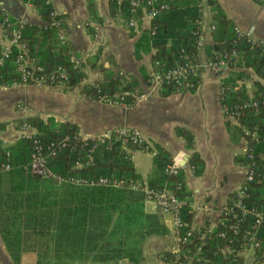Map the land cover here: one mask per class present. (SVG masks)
Segmentation results:
<instances>
[{"label":"trees","instance_id":"16d2710c","mask_svg":"<svg viewBox=\"0 0 264 264\" xmlns=\"http://www.w3.org/2000/svg\"><path fill=\"white\" fill-rule=\"evenodd\" d=\"M21 1L30 4L37 16L45 22L44 27L23 26L22 40L29 49V59L40 65L44 73L61 67L67 75L64 86L76 85L81 81L82 73L70 62L69 47L61 46L57 41L56 31L51 25L52 10L49 3L46 0ZM158 1L166 4L167 9L150 21L148 31L141 33L134 43L133 56L138 59L141 54L152 51L151 65L158 61L169 68L179 61L181 50L189 53L195 49L192 33L196 29L195 21L200 16L201 0ZM109 3L113 15L116 11L113 4ZM207 4L211 7L210 19L214 30L210 32L212 44L203 45L205 58L230 50L239 53L235 69L229 71L222 80V85H230L231 88L221 105L228 111H234L244 101L253 100L259 104L256 112L253 108L243 109L237 118L239 133L252 147L254 157L253 180L246 184L245 197L241 199L247 213L241 215L233 209L241 219L235 235L228 228L232 222L227 221L224 227L217 225L207 234L203 229L192 232L188 243L178 247V256L162 252L157 258L163 261L176 258L178 262H186L189 258V264H246L240 255L242 232L248 230L253 223L251 210L264 212V105H261L264 101V50L256 46L250 47L243 37H236L234 26L223 12L211 0H207ZM120 13L124 20L128 19L126 3L120 7ZM140 14L142 13L138 12L137 16ZM2 19L0 11V24ZM38 37L40 42L36 46ZM12 58L0 68V87L21 85L19 76L13 71ZM242 69L250 70L257 78L253 82L251 97L246 95L241 84L248 78ZM140 75L141 81L147 83V76L143 72ZM138 84L139 81L133 77L108 75L103 82L84 86L82 94L95 100L99 96L111 99L115 94L126 93L125 102L132 103L133 98L141 93ZM233 87L237 88L233 90ZM169 94L170 87L163 86L159 91L161 97ZM23 123L35 131L33 137H20L7 147L0 144V165L7 164L9 167L7 171H0V241L11 263L19 264L21 254L31 252L35 255V264H116L124 260L127 264H140L141 243L146 237L163 231L157 217L143 211V195L124 188H87L69 184L56 186L51 180L29 174L27 165L32 139L47 145L51 141L72 137L77 134L78 128L68 122H57L52 118L41 120L37 117L16 122L17 128ZM5 127V124H0V130ZM242 129L255 132L258 136L256 142L243 134ZM173 134L191 152L187 164L192 175L199 176L203 163L194 151L192 134L179 127L174 129ZM152 155L151 176L145 185L150 189H168L178 200L183 201L179 212V217L185 224L180 230L183 233L190 229L193 215L189 208L190 194L183 183L176 189V184L183 182V175L163 173L171 158L161 147L154 146ZM91 156L92 165L74 169V161H82L84 152L64 148L54 151V156L48 160L47 165L51 171L62 176L139 180L131 162L124 158L116 142L100 146ZM238 162L246 163L243 156ZM234 195H231L228 206L235 199ZM219 233L224 235L219 237ZM255 239L259 248L252 255V264H264V224L256 229ZM223 249L227 253H223Z\"/></svg>","mask_w":264,"mask_h":264},{"label":"crops","instance_id":"0c3cea01","mask_svg":"<svg viewBox=\"0 0 264 264\" xmlns=\"http://www.w3.org/2000/svg\"><path fill=\"white\" fill-rule=\"evenodd\" d=\"M223 12L225 18L242 32H250L255 41L264 45V0L258 5L253 0H211ZM110 0H48L54 15L62 24L64 44L69 47L70 59L82 73V79L72 87H38L14 85L0 87V113H8L10 120L0 124V144L12 145L21 137L16 122L29 117L41 120L52 118L68 122L78 128L82 137H95L119 128L136 130L148 143V152L133 151L131 164L139 182L146 184L152 171L153 147L164 149L170 158L182 155L186 162L182 169L183 186L190 194L189 208L193 212L190 228L198 232L215 228L221 209L244 183L245 167L238 162L247 142L239 133L237 123L223 118L219 102V77L201 73L193 91L169 94L161 97L147 83L141 81L140 73L151 71L152 51L133 56V47L143 31L150 28V19L137 16L136 31H128L123 16L110 12ZM89 4L91 6H89ZM203 22L211 23V7L201 0ZM0 8L12 21L24 25L44 27L30 4L21 0H0ZM58 41V40H57ZM40 37L37 38L38 46ZM203 45L212 44L210 32H204ZM0 25V48L4 45ZM248 78L241 82L247 96L253 93L255 75L242 69ZM226 72L223 77H226ZM108 75L133 77L139 81L144 100L129 109L108 106L89 99L82 88L95 82H103ZM1 117V116H0ZM183 128L192 134L194 151L203 163L199 176H193L187 164L190 151L181 139L174 136L175 128ZM143 211L155 215L162 233L148 236L141 243L140 264H158L157 255L175 250L173 226L170 215L160 214L154 205L143 200ZM223 253H227L223 249ZM246 264H252V253L241 251ZM31 252L21 254L19 264H35ZM0 264H12L0 241ZM76 264V263H75ZM91 264V263H78ZM96 264V263H93ZM116 264H127L120 261Z\"/></svg>","mask_w":264,"mask_h":264},{"label":"built area","instance_id":"2783aa9c","mask_svg":"<svg viewBox=\"0 0 264 264\" xmlns=\"http://www.w3.org/2000/svg\"><path fill=\"white\" fill-rule=\"evenodd\" d=\"M113 4L116 14L122 16L120 13V7L124 3L127 4L129 17L125 20V27L128 31L135 32L137 27V15L138 12L142 13V16L152 20L159 16L162 12L167 9V5L159 3L158 0H110ZM48 2V0H46ZM258 5L262 4V0H254ZM3 16L1 25V31L3 35L4 45L0 48V68L5 62L12 58L13 71L19 76L21 85H34L38 87H62L67 81V75L61 67H56L49 73H44L43 68L38 65L33 59H29V49L25 42L22 40V29L24 24L21 21H12L8 14L0 8ZM202 5H199L200 16L195 21L196 29L192 33L194 36L195 49L192 52L185 53L180 51L179 61L173 67H165L158 61L153 62L151 65V71L147 75V84L153 88L157 93L162 90V87H170L172 94H179L183 92L193 91L198 84V77L201 73L209 72L219 77V102L221 108V114L223 118L231 120L237 123V118L241 114V110L253 108L256 112L258 102L253 100L244 101L240 105L235 107L234 111H228L221 105L225 94L230 90V85H222V80L225 78L223 75L235 69V64L239 59V53L235 50L229 52L216 53L213 57L205 58L203 52L202 39L204 32H212L214 27L210 24L204 26L202 17ZM52 19L51 25L56 31V37L60 45L64 44V35L62 33V24L59 19L50 13ZM233 32L236 37H243L250 45V47H260L264 50V45L252 39L250 32H242L236 27L233 28ZM152 35L153 32L151 31ZM76 68V63L70 59ZM237 87H233L235 90ZM127 96L126 93H118L107 99L104 97H97L95 101L113 107H119L122 109H129L135 103L144 100L145 96L140 95L133 98L132 103H126L124 98ZM264 105V101L261 102ZM264 121V119H263ZM20 134L21 137H33L35 131L29 127L26 123L21 125ZM243 134L249 136V138L256 142L258 136L255 132L242 129ZM35 139V138H34ZM116 142L121 151L123 152L124 158L128 161L131 160V153L133 151L148 152L149 145L145 139L133 129L119 128L110 133H104L95 137H82L78 133L72 137H64L59 140L51 141L47 145H42L37 140L32 139V150L30 154V160L27 165V171L29 174L51 180L56 186L62 184H69L75 187H105L113 189H127L130 191L141 193L146 201L151 202L155 209L160 214L170 215L172 218L173 226V240L175 250L171 252L175 256L179 255L178 247L188 243V239L191 237V228L186 229L183 233H180L181 228L185 224L179 217L180 209L183 205V201L178 200L175 195L168 189H150L145 184L139 181H125L123 179H115L112 177H97V178H76L71 176H62L54 173L50 170L47 165L49 159L53 158L54 151H58L64 148L70 149L71 151L77 149L84 152V159L82 161H74V169H80L92 165L91 154L95 152L100 146H108L110 142ZM71 142L72 144H70ZM243 158L246 163L244 183L235 191V195L231 204L225 205L220 211V217L217 225L224 227L227 221L232 223L228 227L232 235L238 233V225L241 221L237 216L239 214L247 213V210L241 203V199L245 197L246 184L253 180V167L254 157L252 154V147L247 143V148L243 153ZM186 159L182 155L174 156L170 163L167 164L163 173L176 176L182 172ZM9 169L7 164L0 165V171H7ZM183 182L176 184V189L180 188ZM233 209L237 210L234 211ZM253 214L254 220L248 230L242 232L241 239L242 244L240 246L241 251H250L253 255L254 251L259 248V243L255 239L256 229L264 224V212L262 211H250ZM216 225V226H217ZM214 228H204V233H210ZM203 233V234H204ZM224 234L219 233V237ZM202 237V236H201ZM158 264H189L190 259L186 262H178L176 258L170 261H163L158 259Z\"/></svg>","mask_w":264,"mask_h":264},{"label":"rangeland","instance_id":"374dc122","mask_svg":"<svg viewBox=\"0 0 264 264\" xmlns=\"http://www.w3.org/2000/svg\"><path fill=\"white\" fill-rule=\"evenodd\" d=\"M0 116H1L0 118H2L1 120H3V121H9L10 120L8 113L1 112Z\"/></svg>","mask_w":264,"mask_h":264}]
</instances>
